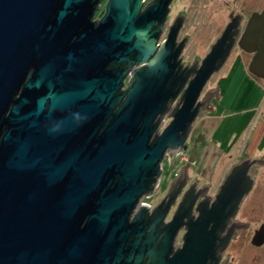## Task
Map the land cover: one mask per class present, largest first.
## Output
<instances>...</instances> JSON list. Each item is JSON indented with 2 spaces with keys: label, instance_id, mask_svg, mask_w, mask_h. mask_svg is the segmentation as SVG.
I'll return each instance as SVG.
<instances>
[{
  "label": "water",
  "instance_id": "obj_1",
  "mask_svg": "<svg viewBox=\"0 0 264 264\" xmlns=\"http://www.w3.org/2000/svg\"><path fill=\"white\" fill-rule=\"evenodd\" d=\"M170 1L157 0L139 15L141 0H110L100 26H88L69 45L86 0H0V264H115L123 257L128 214L186 122L183 111L149 145L151 122L168 96L174 38L155 52L148 34ZM223 45L191 82L186 106L217 68ZM239 47L253 54L249 72L264 79V11L248 20ZM133 51L146 66L99 134L102 110L124 76L104 69ZM96 68L103 73L87 79ZM210 220L192 225L174 257L154 255L149 264H205Z\"/></svg>",
  "mask_w": 264,
  "mask_h": 264
},
{
  "label": "flooded vegetation",
  "instance_id": "obj_2",
  "mask_svg": "<svg viewBox=\"0 0 264 264\" xmlns=\"http://www.w3.org/2000/svg\"><path fill=\"white\" fill-rule=\"evenodd\" d=\"M206 1L207 4L212 2ZM109 2L110 0H86L85 6L79 12L82 24L76 29L69 45L88 26L92 25L90 30L100 26L107 14ZM156 2L157 0H141L139 15ZM185 2L187 8L175 12L178 6ZM193 3L194 0H171L163 21H156L148 34V40H154L155 52L164 49L170 37L174 38L168 58L171 67V77L166 84L168 96L162 111L157 113L151 122L149 145L156 144L183 111L186 122L164 149L153 172L147 175L145 188L128 214L131 232L123 246L124 255L115 264H149L154 255L171 259L183 249L192 225L202 221L205 216L212 218L208 221L207 230L214 231V237L210 238L213 247L206 256L205 264H264V237L255 238L257 232L263 229L264 222L255 226L241 216L245 199L256 188L258 170L264 166V157L239 155L232 160L230 151L226 153L212 141V134H208L214 124L211 120L216 112L215 107L219 103H216L219 99L218 90H205L212 77L226 68L234 52L243 59L248 55L253 57V54L239 47L248 16L241 10L231 9L227 22L216 39L210 43L203 58H195L191 63H186L183 57L188 38L180 37ZM231 3L229 0H223L222 5L226 7ZM136 38L133 37L132 43ZM223 43L224 52L217 60V68L207 79L195 102L189 107L186 106L187 90L191 82L204 65V61ZM145 66L143 59H136L135 51L126 60L118 63L112 60L107 64L104 73L111 71L114 76L122 72L124 76L119 90L102 110L106 119L100 120L99 134L110 124L112 118L119 114L135 84L137 71ZM33 71L30 70L27 78ZM102 73L101 68H96L89 72L86 78H97ZM205 119L207 120L203 124ZM208 122H211L210 125H207ZM201 125L204 134L199 133ZM206 132L209 140L203 137ZM213 155L215 161L225 159L226 156L229 158L222 182L216 188L211 183L203 182L208 171L207 161L212 159ZM260 189L257 190L261 191ZM221 208L224 210L218 215L220 220L215 221L214 214Z\"/></svg>",
  "mask_w": 264,
  "mask_h": 264
},
{
  "label": "rangeland",
  "instance_id": "obj_3",
  "mask_svg": "<svg viewBox=\"0 0 264 264\" xmlns=\"http://www.w3.org/2000/svg\"><path fill=\"white\" fill-rule=\"evenodd\" d=\"M229 1L232 2L231 5L229 4L225 7L222 5L223 0H212L209 4H207L206 0H194L191 7L192 10L185 22V27L180 37L186 36L188 38L183 57L186 63H191L195 58H203L210 43L216 39L227 22L228 12L231 9L241 10L248 16V20L254 13H262L264 11V0ZM186 8L187 2L181 3L175 12ZM248 20H246V23ZM236 53L234 52L227 62V67L230 70L228 71L224 68L220 73L215 74L205 87V90H208V88L219 89V100H216V103H219L215 107V114H218L217 116L219 117L224 115L225 120L215 128V137L211 139L214 143L221 141L226 153L232 147L233 149H230L233 152V156L230 158L232 160H234L233 158L236 159L235 156H238V138L241 135L244 136L251 124H255L259 119L264 120V79L257 78L250 72H247ZM249 59L250 56L248 55L246 67L250 64ZM207 119L202 123L205 124ZM211 121L215 124L219 121L222 122L220 119H212ZM210 123L208 122L207 125H210ZM233 125L234 127H232ZM201 132L205 133L202 125L199 127V133ZM211 133L212 131L209 134L206 132V135L203 137L208 139V135L210 136ZM230 134H233L232 137L236 134V138L231 146H229ZM260 148L264 150V137ZM242 155L248 156V153H244L243 151ZM254 157H264V155ZM207 162L209 164L207 166L208 171L205 173L203 182L211 183L216 188L222 182V175L227 167L226 162H229V158L226 156L225 159L215 161L213 155L212 159L210 158ZM258 173L256 188L245 199L244 208L241 212L242 218L251 221L255 226L264 222V166L259 167ZM258 188H261V191H258Z\"/></svg>",
  "mask_w": 264,
  "mask_h": 264
},
{
  "label": "crops",
  "instance_id": "obj_4",
  "mask_svg": "<svg viewBox=\"0 0 264 264\" xmlns=\"http://www.w3.org/2000/svg\"><path fill=\"white\" fill-rule=\"evenodd\" d=\"M236 57V56H235ZM237 57H239V61L242 63L244 69L249 72L247 69L248 67H246V57L245 59H243L242 57L240 58L239 54L237 55ZM252 58L249 59V63L251 61ZM236 60H238V58H236ZM234 60V61H236ZM249 65V64H248ZM228 66V65H227ZM226 66V69L229 71L230 68L228 69V67ZM264 113V112H263ZM262 113V114H263ZM218 114H214L213 119L215 120H221L222 122H218L217 124H213L212 128H211V131H212V135H211V138L212 137H215V134H216V131L215 128L219 125V124H222L225 120V116L224 115H221L220 117L217 116ZM239 122V121H238ZM237 122V123H238ZM234 127V125L232 126ZM233 134H230L229 135V139H230V142H229V146H231L236 138V134H234V136L232 137ZM263 137H264V120L262 119H259L258 121H256L255 124H251L248 128V130L245 132L244 136L241 135L239 138H238V142H237V148H238V156L239 154L242 155L243 154V151L244 153H248V156H262L264 155V150H261L262 148H260V145L261 143L263 142ZM217 145L218 147H221L224 149V145L221 141H218L217 142ZM230 149H233L232 147ZM230 153L231 155L233 154L232 150H230ZM233 156V155H232Z\"/></svg>",
  "mask_w": 264,
  "mask_h": 264
}]
</instances>
